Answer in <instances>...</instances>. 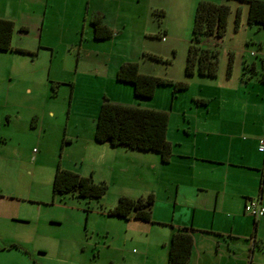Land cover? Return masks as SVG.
I'll list each match as a JSON object with an SVG mask.
<instances>
[{
    "label": "rangeland",
    "instance_id": "374dc122",
    "mask_svg": "<svg viewBox=\"0 0 264 264\" xmlns=\"http://www.w3.org/2000/svg\"><path fill=\"white\" fill-rule=\"evenodd\" d=\"M214 1L233 6L231 19L237 15L236 0ZM185 3L168 15L155 14V27L167 18L174 33H115L106 40H95L94 33H59L67 18L58 7L48 23L57 33L40 38L54 50L51 72L48 47L36 55L0 52V264H167L177 227L163 220L172 212L167 215L156 205L151 221L107 214L122 194L139 198L156 190L158 199L165 200L161 183L146 176L138 182L141 168L115 171L117 161L108 155L113 147L96 142L93 134L101 104L108 99L169 112L168 130L177 136L193 126L199 111H207L198 99L206 88L232 73L241 77L238 59L232 62L223 48L216 77L185 74L196 11L187 10ZM88 25L93 30L90 20ZM38 35L25 33L16 42L34 48ZM126 61L138 62L153 75L186 81L188 88L173 98L174 87L164 85L153 98H139L131 84L116 78ZM58 166L105 181L109 190L99 200L71 193L54 196Z\"/></svg>",
    "mask_w": 264,
    "mask_h": 264
},
{
    "label": "crops",
    "instance_id": "0c3cea01",
    "mask_svg": "<svg viewBox=\"0 0 264 264\" xmlns=\"http://www.w3.org/2000/svg\"><path fill=\"white\" fill-rule=\"evenodd\" d=\"M185 1L190 6L187 10L195 11L199 0H0V18L15 23L14 48L35 55L41 47L51 49V72L54 50L40 38L44 33H57L51 31L48 23L55 19L53 14H57L58 7H63L67 18L59 33H94L88 22L92 25L93 20H99L111 29L113 36H121L174 33L167 18L156 28L155 14L163 11L168 15L186 5ZM236 2V13L241 12L240 25L236 27V16H230L226 41L211 36L204 44L219 51L225 49L232 62L238 59L241 77L235 79L232 73L199 95L207 111L196 114L191 128H184L174 138L168 130L173 148L169 162L164 163L157 153L123 146L108 152L117 161L115 171L125 173L128 168H141L138 182L146 176L145 179L155 178L156 184L161 183L165 200H159L157 191L152 190L149 194L155 197L153 208L159 205L167 215L172 212L163 221L188 228L193 235L195 246L189 264H264V217H252V224L245 215V205L250 200H258L264 206V153L258 150L264 134V29L248 23L246 2ZM34 32L39 33L34 48L18 45L16 39ZM223 42L225 45H221ZM140 71L151 74L141 70V66ZM80 134L75 133L77 137Z\"/></svg>",
    "mask_w": 264,
    "mask_h": 264
},
{
    "label": "trees",
    "instance_id": "16d2710c",
    "mask_svg": "<svg viewBox=\"0 0 264 264\" xmlns=\"http://www.w3.org/2000/svg\"><path fill=\"white\" fill-rule=\"evenodd\" d=\"M239 1L248 4V23L259 25L264 29V0ZM231 11V5L228 3L199 0L193 20L192 37L187 50L185 64L187 76L198 74L216 77L218 75L220 51L216 47L205 45L204 39L207 36L221 39L225 37ZM156 14L164 16L163 11L156 12ZM240 20L241 12L238 10L235 19L236 27L240 25ZM92 25L95 40H106L113 36L111 29L99 20H93ZM14 30L13 21L0 18V52L26 53L23 49L14 48L12 44ZM149 57L161 60L156 55H149ZM116 78L120 82L131 84L134 94L144 99L153 98L157 89L164 85L174 87L173 98L178 91L188 88L186 81H173L161 76L142 73L140 64L136 61L123 62L117 70ZM169 120L170 114L164 110L127 105L105 99L100 107L94 136L96 142L107 143L112 147L123 146L135 151L157 153L161 160L167 163L173 154L172 143L167 137ZM108 190L109 185L105 181L96 182L92 176H82L75 171L61 168V166L56 169L53 180L54 196L71 193L81 198L99 200ZM154 203V194L139 198L121 196L117 204L107 211V214L127 220L133 217L142 221H151ZM194 246V237L189 229L177 228L169 242L167 264H189Z\"/></svg>",
    "mask_w": 264,
    "mask_h": 264
},
{
    "label": "built area",
    "instance_id": "2783aa9c",
    "mask_svg": "<svg viewBox=\"0 0 264 264\" xmlns=\"http://www.w3.org/2000/svg\"><path fill=\"white\" fill-rule=\"evenodd\" d=\"M259 151L264 152V134L259 140ZM245 212L258 219L264 217V206L258 200H250L245 206Z\"/></svg>",
    "mask_w": 264,
    "mask_h": 264
}]
</instances>
